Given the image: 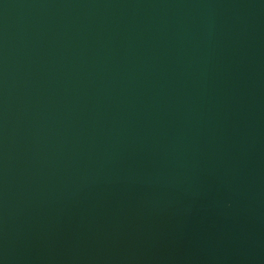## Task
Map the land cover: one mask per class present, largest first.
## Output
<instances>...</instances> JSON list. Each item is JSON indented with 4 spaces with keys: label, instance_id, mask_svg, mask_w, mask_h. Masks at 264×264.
Returning a JSON list of instances; mask_svg holds the SVG:
<instances>
[{
    "label": "water",
    "instance_id": "1",
    "mask_svg": "<svg viewBox=\"0 0 264 264\" xmlns=\"http://www.w3.org/2000/svg\"><path fill=\"white\" fill-rule=\"evenodd\" d=\"M0 264H264V0H0Z\"/></svg>",
    "mask_w": 264,
    "mask_h": 264
}]
</instances>
